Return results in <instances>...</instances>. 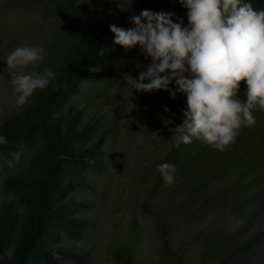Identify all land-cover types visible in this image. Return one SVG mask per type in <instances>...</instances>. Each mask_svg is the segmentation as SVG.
Returning <instances> with one entry per match:
<instances>
[{
	"label": "rangeland",
	"instance_id": "obj_1",
	"mask_svg": "<svg viewBox=\"0 0 264 264\" xmlns=\"http://www.w3.org/2000/svg\"><path fill=\"white\" fill-rule=\"evenodd\" d=\"M65 1L0 0V125L22 108L16 104L17 94L11 84L13 69L7 66V56L17 47H42L43 61L35 68L29 65L24 72L55 73L77 39L78 31L57 11ZM76 2L85 21L90 16L102 17L130 29L135 27L130 22L133 14L151 10L173 12L187 26V10L179 0ZM250 2L255 9H264V1ZM138 61L145 66L150 64L138 47L125 51L115 44L114 33L108 32L96 67L82 81L80 91L63 106V110L74 111L77 125L83 130L70 144L85 149L88 158L70 164L69 180L55 197L81 203L71 211L88 224L78 235L52 225L54 236L40 243L80 252L82 264H227L233 244L248 225L235 214L234 201L227 190L236 181L221 177L226 151L212 149L196 139L190 144L181 143L177 146L178 159L172 164L176 168L175 182L168 185L162 179L158 166L171 148L172 133L161 117L172 120V128L181 124L187 97L177 94L173 99L166 91L135 92L126 84L124 74L138 79L139 71L144 70L137 69ZM245 90L246 83H242V99ZM165 106L170 112L164 111ZM254 115L256 125L242 127L239 136L250 143L248 154L256 143L257 163L264 168V112ZM46 135L40 132L30 144L20 148L19 162L13 153L0 152V204L12 203L18 213L7 252L23 227L27 210L24 187H9L6 180L12 174L36 172L32 162L46 147ZM233 166L231 171L247 168L239 163ZM72 175L74 181L70 180ZM260 223L264 224V220ZM164 238L171 251L165 248ZM119 248L130 253L129 262L118 259ZM53 257L60 264H77L60 253ZM30 264L53 263L32 257Z\"/></svg>",
	"mask_w": 264,
	"mask_h": 264
},
{
	"label": "clouds",
	"instance_id": "obj_2",
	"mask_svg": "<svg viewBox=\"0 0 264 264\" xmlns=\"http://www.w3.org/2000/svg\"><path fill=\"white\" fill-rule=\"evenodd\" d=\"M187 10L184 20L170 11L142 10L133 14L134 28L110 25L114 42L125 51L137 47L150 64L137 62L138 79L124 74L135 92H170L187 97L183 122L175 128L161 117L171 138L179 146L193 139L218 151H225L237 140L242 127H254V113L264 112V9L257 10L250 0H179ZM179 22H175L176 20ZM45 50L38 46L17 47L6 58L13 69L11 84L16 104L23 107L37 90L47 88L56 74L24 69L38 67ZM145 81H148L147 83ZM175 84V90L170 85ZM246 83L244 99L241 85ZM164 111L170 112L167 106ZM0 135V144H6ZM19 162L20 153H13ZM10 166L12 163L10 162ZM162 179L172 185L176 168L169 163L158 166ZM6 255L11 256V249Z\"/></svg>",
	"mask_w": 264,
	"mask_h": 264
},
{
	"label": "trees",
	"instance_id": "obj_3",
	"mask_svg": "<svg viewBox=\"0 0 264 264\" xmlns=\"http://www.w3.org/2000/svg\"><path fill=\"white\" fill-rule=\"evenodd\" d=\"M57 11L78 31L77 39L66 51L55 72V79L51 80L49 86L38 90L30 102L0 125V135L7 139L6 144H0V152L5 154L19 151L40 132L47 134L46 147L32 162L36 172L12 174L6 180L9 187H24L22 194L27 218L9 247L12 255H6L9 241L15 232L18 213L12 203L0 204V264H30L32 257L60 264L53 257L55 253L82 264V253L55 245L45 246L40 242L54 236L52 225H60L69 234L78 235L88 224L86 219L71 211L81 203L72 198L55 197V193L69 180L70 164L88 158L85 149H77L70 144L83 130L77 125L74 111L63 110V106L80 91L82 81L96 67L104 39L111 31L110 25L116 23L94 16L85 21L76 0H66L58 5ZM171 88H175L174 83ZM249 144L238 136L236 142L225 150L221 162L223 164L220 166L223 180L236 181L227 190L234 201L235 214L248 225L233 244L227 264H264V224L260 223L264 220V168L257 163L258 146L253 143L248 154ZM91 156L94 157V153ZM177 159L178 147L171 138V148L162 163L174 164ZM236 163L247 165L246 170L231 171L230 168ZM70 177V180H75L74 175ZM164 245L171 251L166 238ZM117 257L126 262L131 258L124 248L117 250Z\"/></svg>",
	"mask_w": 264,
	"mask_h": 264
}]
</instances>
